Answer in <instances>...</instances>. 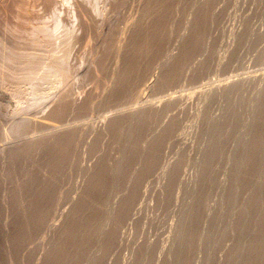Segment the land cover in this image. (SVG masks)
Segmentation results:
<instances>
[{
  "label": "rangeland",
  "instance_id": "1",
  "mask_svg": "<svg viewBox=\"0 0 264 264\" xmlns=\"http://www.w3.org/2000/svg\"><path fill=\"white\" fill-rule=\"evenodd\" d=\"M56 1L73 15L65 60L51 53L34 17L0 23V147L16 142L23 121L34 139L53 131L69 136L62 165L47 178L54 194L45 223L17 257L7 244L8 263L45 264L68 217L91 192L97 169L106 167L109 175L121 168V179L109 182L108 197L99 189L95 194L101 222L75 264H226L234 246L250 240L230 229L236 206L227 193L233 187L238 199L246 198L243 152L252 131L264 125V0ZM201 13L200 48L183 60ZM131 55L135 64L125 76ZM34 58L41 74L36 86L25 78L24 59ZM63 90L67 110L52 117ZM140 110L146 125L137 136H120L121 127L124 134L136 127L129 117ZM116 120L122 126L114 130ZM260 177L254 175V184L260 186ZM12 185L2 178L4 234L14 231ZM134 186L133 219L114 229ZM190 215L196 217L188 227L196 231L188 242L180 230Z\"/></svg>",
  "mask_w": 264,
  "mask_h": 264
},
{
  "label": "bare ground",
  "instance_id": "2",
  "mask_svg": "<svg viewBox=\"0 0 264 264\" xmlns=\"http://www.w3.org/2000/svg\"><path fill=\"white\" fill-rule=\"evenodd\" d=\"M27 3L30 5L29 8L25 6ZM66 11L65 7H62V4L56 0H0V23L2 22L3 25L7 24V22L11 23L10 19L15 16H21L19 19L22 22L30 23V20L32 21L33 19L32 17H34V19H37L34 21H38L44 26V39L47 46L50 47L51 53L54 56L58 54V60H62L65 58L66 40L71 26L70 23L72 22L71 17L73 16H68ZM204 24L205 17L202 14L199 22L193 26L190 38L185 42L182 54L183 60H186L193 50L200 48ZM146 42L147 40L144 39L138 46L136 45L138 48L135 54L141 51L139 48H142V44ZM8 55L7 53L6 57ZM133 58L132 55L128 57L124 72L125 76L133 69L135 64ZM24 61L27 66L25 78L30 82H35L34 86H36L41 78L39 60L34 58L24 59ZM65 99L66 93L63 90V94L57 99L56 104L52 106L48 114L55 117L60 116L64 110L66 111L67 102ZM133 117L137 120L136 127L130 129L131 127L129 126L130 130L128 129L124 134L122 125L119 124L120 120H116L113 124L114 130H117L120 125V136L132 137L135 132L137 136L141 127L146 125V112L140 110V112L129 117L130 121ZM31 130L28 128L27 122L23 121L20 126L16 127V142L4 149L0 147V184L2 183V178L8 179L13 184L11 198L17 206L14 211V231L10 234L2 233L3 228L0 223V264H9V256L6 255L8 253L7 244H13V252L17 257L22 244L24 247L30 240L33 241L41 231L48 213V206L54 194L52 185L47 178L53 176L54 172L60 168L68 149L69 136L67 131L49 132L40 140V138L34 139L30 136ZM252 132V137L245 146L244 156L242 157V163H245L244 167L247 172L246 181L243 183L247 196L243 200L238 199L233 187L227 193L228 204L233 208L236 206V209H233L234 219L232 226L229 227L242 238L249 237L250 240L245 245L237 244V246H234L233 251L226 256V264H264V183L261 180V177L264 178V162H262L264 157V125H260L258 129ZM159 145V140L157 145L156 143L153 144L156 149ZM211 157H214L213 154ZM150 166L151 164L147 163L146 169ZM236 168L235 170H237ZM258 173L259 177L261 175L260 186L254 184L252 179ZM39 174H42V177ZM118 174H121V168L110 175L106 167H101L99 171L97 169L94 175V185L90 188L91 192L87 193V198L82 199L77 209L68 217L67 225L60 231L56 245L45 264H75L76 260L80 258L83 247L88 243L89 238L95 236L101 222V213L98 207L94 206L95 194H98L99 189L102 191L103 197H108L109 191H112L111 189L106 193L109 182L110 187L111 183L112 185L117 184L121 179L118 178ZM107 175L112 178H109L110 181ZM136 192L137 187L134 186L129 195L121 201L118 212L114 217V229L120 226L123 221L131 219L134 215H132L134 211L132 213L131 211L135 208ZM196 209L197 213L195 215L199 214V219L201 210L200 207ZM195 217L190 215L180 230L184 241H192L196 227H192V225L188 227V222L192 223ZM48 226H53V224L49 223ZM236 242H239V237ZM178 258L184 260L183 249L178 254ZM185 264H187V261Z\"/></svg>",
  "mask_w": 264,
  "mask_h": 264
}]
</instances>
